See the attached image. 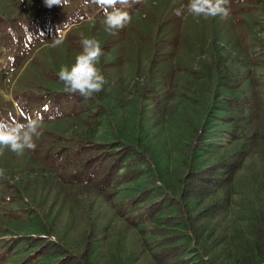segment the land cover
Instances as JSON below:
<instances>
[{
  "label": "rangeland",
  "instance_id": "374dc122",
  "mask_svg": "<svg viewBox=\"0 0 264 264\" xmlns=\"http://www.w3.org/2000/svg\"><path fill=\"white\" fill-rule=\"evenodd\" d=\"M187 3L139 0L129 9L131 23L109 34L97 0L50 7L45 0H1L5 14L19 15L29 31L15 52L0 48V120L24 122L38 112L42 134L35 150L0 156V264L51 263L29 260L26 238L34 235H48L79 254L90 224L94 264H154L157 241L137 222L136 211L153 196L161 199V192L178 194L188 171L239 151L247 156L226 189L186 202L190 217L211 202L222 205L221 213L192 224L200 228L197 239L182 224L171 228L182 236L190 264H243L240 238L258 252L249 225L253 216L264 222V124L254 122L257 115L263 122L256 108L250 125L260 126V138L251 144L244 119L236 115L242 99L264 107V0H230L226 19L197 18L186 10L176 15ZM84 37L101 42L107 80L89 99L67 93L58 78L60 66L71 65L82 50ZM218 62L236 80L232 93L221 86ZM154 95L164 113L156 110ZM229 96L238 97L237 113L226 102ZM196 129L204 132L200 149L188 155L182 149ZM89 140H139L148 158L141 176L131 181L121 170L103 194L85 185L74 159ZM143 190L150 197L142 199Z\"/></svg>",
  "mask_w": 264,
  "mask_h": 264
},
{
  "label": "trees",
  "instance_id": "16d2710c",
  "mask_svg": "<svg viewBox=\"0 0 264 264\" xmlns=\"http://www.w3.org/2000/svg\"><path fill=\"white\" fill-rule=\"evenodd\" d=\"M28 31L29 24L27 21L19 15L5 14L0 0V48H4L6 52H15L22 46ZM214 67L220 77L221 86L226 92L232 93L236 87L234 76L225 68L226 66L219 62L214 63ZM152 97L156 110L164 113L165 110L161 106L159 98L156 95ZM229 97L230 99L228 98L226 102L232 111L237 113L238 97ZM234 97L235 100H233ZM239 105L241 106L240 111H238L240 116L237 113L236 117L237 119H244L243 124L247 126L246 130L250 136V143L254 144L260 135V126L252 128L250 125L252 122L251 115L255 113L256 108L260 109L263 122L258 121V115L254 122L264 124V107L262 108V105L257 107L253 101H245L244 99ZM245 113H248L246 117H244ZM194 134V139L186 146V149H182V152H188V155L200 149L204 132L202 129H196ZM146 151V147L139 140L100 144L89 140L79 146L74 162L76 168L81 169L85 176V185L103 194L106 191L105 183L114 182L121 170L129 180L138 179L142 174L141 167L148 159ZM246 156L247 153L239 151L234 156L222 158L207 167L192 169L183 177L178 194L161 192L163 195L161 199L153 196V201L144 203L136 211L134 217H136L137 222L144 224L149 234L157 241L158 250L153 255L154 264H190L183 258L184 247L183 244L179 243L182 236L174 234L171 227L177 223L182 224L189 232V236L197 239V232L200 228L192 227V224L220 214L222 205L218 202L205 204L193 217H190L186 210L187 200L190 198L204 199L218 190L226 189L240 170L242 161ZM141 196H144L142 199L150 197V191L143 190ZM171 209L177 211V216L168 215ZM163 213L168 216L161 223L160 216ZM253 217V220H249V229L258 252L254 254L252 247L243 238L239 239L237 249L243 259V264H264V222H262V218L257 220L256 216ZM93 229L95 227L90 224V231L88 230L84 237L83 248L79 254H74L64 244L57 242L48 235L28 236L26 245L32 248L28 255L29 260L39 263L44 259H52L51 263L48 261L44 264H94L91 260Z\"/></svg>",
  "mask_w": 264,
  "mask_h": 264
},
{
  "label": "clouds",
  "instance_id": "9594fccd",
  "mask_svg": "<svg viewBox=\"0 0 264 264\" xmlns=\"http://www.w3.org/2000/svg\"><path fill=\"white\" fill-rule=\"evenodd\" d=\"M139 0H97L103 8L104 30L115 34L132 21L129 9ZM47 6L62 5V0H45ZM230 0H188L186 6L176 10V15L187 11L192 16L205 19L228 18L230 16ZM63 41L57 40L60 44ZM82 50L75 56L71 65L63 64L58 71V78L64 85V90L70 94H79L84 99L92 98L101 92L107 80L100 67L104 55L101 42L95 37H84L81 41ZM42 119L40 113L27 117L24 122L17 120H0V156L10 150L17 156H22L26 150H35L36 140L42 134ZM5 170L0 168V177ZM205 260L209 257L205 256Z\"/></svg>",
  "mask_w": 264,
  "mask_h": 264
}]
</instances>
